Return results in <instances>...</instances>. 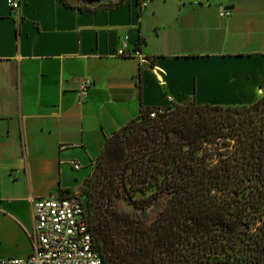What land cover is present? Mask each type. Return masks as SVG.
<instances>
[{
  "label": "crops",
  "instance_id": "crops-1",
  "mask_svg": "<svg viewBox=\"0 0 264 264\" xmlns=\"http://www.w3.org/2000/svg\"><path fill=\"white\" fill-rule=\"evenodd\" d=\"M8 1L0 0V259L33 253L31 199L74 192L142 107H241L264 97V0H19L17 13ZM125 37L141 58L116 55Z\"/></svg>",
  "mask_w": 264,
  "mask_h": 264
},
{
  "label": "trees",
  "instance_id": "trees-1",
  "mask_svg": "<svg viewBox=\"0 0 264 264\" xmlns=\"http://www.w3.org/2000/svg\"><path fill=\"white\" fill-rule=\"evenodd\" d=\"M95 168L84 199L103 264H264V98L142 107Z\"/></svg>",
  "mask_w": 264,
  "mask_h": 264
},
{
  "label": "built area",
  "instance_id": "built-area-1",
  "mask_svg": "<svg viewBox=\"0 0 264 264\" xmlns=\"http://www.w3.org/2000/svg\"><path fill=\"white\" fill-rule=\"evenodd\" d=\"M11 11L17 13L19 0H9ZM146 2L140 4L144 9ZM229 10H221V17H229ZM127 38H123L116 50L121 58H141V51L128 50ZM91 86L90 80H84L78 95L85 98ZM155 111L150 114L151 118ZM75 170H80L78 162H72ZM35 216V227L29 233L33 253L26 258L0 259V264H103L96 248L90 223V216L84 196L72 192L65 196L31 199Z\"/></svg>",
  "mask_w": 264,
  "mask_h": 264
},
{
  "label": "rangeland",
  "instance_id": "rangeland-1",
  "mask_svg": "<svg viewBox=\"0 0 264 264\" xmlns=\"http://www.w3.org/2000/svg\"><path fill=\"white\" fill-rule=\"evenodd\" d=\"M260 119L262 120L263 118L257 117V120H260ZM257 127H261V124L258 123ZM84 172H87L85 178H82L79 184L72 191L77 192L82 196L85 195L88 200L89 195L91 194V185H92L93 177L96 174L95 165L93 166V168H89L87 171L86 169H84ZM90 211H91V208H90Z\"/></svg>",
  "mask_w": 264,
  "mask_h": 264
}]
</instances>
